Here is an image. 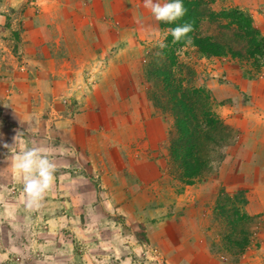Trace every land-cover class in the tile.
I'll list each match as a JSON object with an SVG mask.
<instances>
[{
  "label": "rangeland",
  "instance_id": "1",
  "mask_svg": "<svg viewBox=\"0 0 264 264\" xmlns=\"http://www.w3.org/2000/svg\"><path fill=\"white\" fill-rule=\"evenodd\" d=\"M202 1L264 38V0ZM217 23L197 34L233 40ZM170 24L144 0H0V264H264V59L167 42ZM167 75L201 93L199 177ZM33 148L55 165L35 202L16 166Z\"/></svg>",
  "mask_w": 264,
  "mask_h": 264
},
{
  "label": "trees",
  "instance_id": "2",
  "mask_svg": "<svg viewBox=\"0 0 264 264\" xmlns=\"http://www.w3.org/2000/svg\"><path fill=\"white\" fill-rule=\"evenodd\" d=\"M182 3L186 9L185 15L171 23L168 27L169 29H173L184 24H191L192 31H190L187 36L183 37L179 42H175L177 45H182L190 40L193 46L198 48L199 52L203 55L213 57L230 56L232 59L242 61L252 60L257 69L261 67L259 60L262 61L261 59H264V38L261 37L260 33L253 27L252 21L247 15L238 10L215 13L206 9L207 4L202 0H182ZM203 20H208L212 23L226 21V26L218 25V28L233 33L232 36L234 39L230 40L228 36H224V38L214 36L199 37L197 31ZM173 40L174 39L170 34L167 37V42H172ZM173 67L175 66L172 65V68ZM155 76L160 75L156 74ZM163 79V90L166 93L168 92L171 103L174 102L173 106L174 111H176V126L181 130L179 141L180 149L184 151L186 156H193L191 163L186 164L183 162V165L186 170L192 169L191 171L193 174L191 177H199L206 166L201 156L203 150L200 149L201 137L198 134L200 127L193 124L192 121H195L193 111L192 109L189 110V118L185 106L188 102L190 103V107L194 106V102L192 103V101L201 99V93L199 90L191 89L190 91H186V94L183 93L181 98L175 97L176 86L173 88L172 84L174 83L170 80L171 76L167 75L166 77H163ZM199 101L200 100H198V102ZM208 116L210 117V114ZM208 122L209 127H212L214 131L215 129L224 132L226 131V128L220 126L215 119H209ZM185 155L182 156L183 159L189 160L190 158Z\"/></svg>",
  "mask_w": 264,
  "mask_h": 264
},
{
  "label": "clouds",
  "instance_id": "3",
  "mask_svg": "<svg viewBox=\"0 0 264 264\" xmlns=\"http://www.w3.org/2000/svg\"><path fill=\"white\" fill-rule=\"evenodd\" d=\"M144 7L150 10L157 21L165 23H173L186 13L182 0H170L163 4L144 0ZM169 31L174 41L179 42L192 31V25L184 24ZM165 46L163 42L160 43L161 48ZM17 161V168L25 173V192L29 200L35 202L42 199L44 192L51 186L55 165L35 148L24 151L17 157Z\"/></svg>",
  "mask_w": 264,
  "mask_h": 264
},
{
  "label": "crops",
  "instance_id": "4",
  "mask_svg": "<svg viewBox=\"0 0 264 264\" xmlns=\"http://www.w3.org/2000/svg\"><path fill=\"white\" fill-rule=\"evenodd\" d=\"M9 3H10V1H9ZM13 5H14V4H13ZM19 6H20V4H19V2H18V3H15V6H13V7H16V8H17V7H19ZM37 23H38V22H37ZM36 53H37V51H36ZM47 70H49V67L47 68ZM50 72H51V71H50ZM52 72H53V70H52ZM52 72H51V73H52ZM53 73H54V72H53ZM53 73H52V74H53Z\"/></svg>",
  "mask_w": 264,
  "mask_h": 264
}]
</instances>
